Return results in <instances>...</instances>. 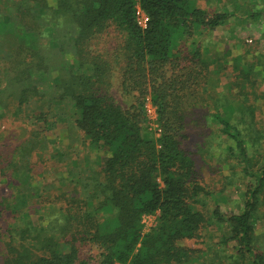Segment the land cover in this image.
Returning <instances> with one entry per match:
<instances>
[{
	"label": "trees",
	"instance_id": "16d2710c",
	"mask_svg": "<svg viewBox=\"0 0 264 264\" xmlns=\"http://www.w3.org/2000/svg\"><path fill=\"white\" fill-rule=\"evenodd\" d=\"M207 2L219 11L196 0H0V120L30 128L0 148V175L35 203L8 214L1 264H264V229L255 232L264 222V34L246 41L236 31L264 25V0ZM218 31L236 43L214 56L202 41ZM206 120L244 180L237 214H222L214 198L207 206L187 150L188 131ZM156 213L143 235L142 219ZM204 235L199 251L181 246Z\"/></svg>",
	"mask_w": 264,
	"mask_h": 264
},
{
	"label": "rangeland",
	"instance_id": "374dc122",
	"mask_svg": "<svg viewBox=\"0 0 264 264\" xmlns=\"http://www.w3.org/2000/svg\"><path fill=\"white\" fill-rule=\"evenodd\" d=\"M208 0H196L197 5L202 10H205L208 15H211L213 12L219 11L216 8L217 5L214 2H207ZM259 2V1H258ZM232 5L227 4V8H230ZM259 11L264 7V3H259L256 5ZM252 27V26H251ZM241 28V27H240ZM258 28H256V33ZM261 32V30H260ZM252 32L250 27L246 30H243L241 33V39L246 41L259 40L261 38V33ZM226 32H216L213 34L212 39L208 41H202L203 45L207 46L211 51V54L217 56L221 54L224 43H228V46L235 45V38H228ZM218 37L216 39L215 37ZM227 37V38H226ZM226 38V40H225ZM212 42V43H211ZM217 43V44H215ZM264 43L260 41V47L263 48ZM227 76V74H226ZM113 85L115 87L112 89V96L117 102H119L122 107L127 108L131 103V98L121 96L120 91L117 90V78H112ZM222 84L226 82L225 76L221 78ZM259 89H264V85L259 84ZM258 119V126L264 132V105H262L258 112L256 113ZM156 122L150 121L147 124L148 135H150L154 140L158 139L156 134ZM6 131L0 141V148L2 145L5 146H16L21 141H23L28 133L29 126L19 124L11 121L8 118H1L0 120V132L2 130ZM189 141L187 143V150L194 154V159L199 168V175L203 180L205 186L209 188L211 196L206 200L207 206L211 209L213 198L216 199V203L219 204V208L222 214L234 213L237 214L241 211L244 198V180L233 174L234 168L231 160L225 155V147L227 145L223 136H220L219 127L210 122H205V124L199 123L197 126L191 128L189 131ZM210 144V146H208ZM264 163V144L262 149L259 150V157L256 159V164L261 165ZM236 172V171H235ZM240 182H239V180ZM156 182L160 183L159 179H156ZM206 187V188H207ZM11 186L8 183V180L4 179L0 175V232L4 233L7 226L11 223L8 220V214L10 217L16 216V214L25 212L27 208H34L35 203L30 199L22 200V197L18 193L13 192L11 194ZM24 198V197H23ZM158 213L146 216L142 219L143 225V235L148 233L156 224ZM34 221L37 220L36 215L32 217ZM264 229V222H258L255 225V232L257 234L262 233ZM211 231V230H210ZM213 231V230H212ZM5 234V233H4ZM3 239L0 241V254L1 256L7 252V237L3 236ZM205 240H192L185 241L181 243L182 247L198 250L204 247L206 241V235H204ZM205 248V247H204ZM94 254V252L92 253ZM2 259L0 257V264Z\"/></svg>",
	"mask_w": 264,
	"mask_h": 264
},
{
	"label": "built area",
	"instance_id": "2783aa9c",
	"mask_svg": "<svg viewBox=\"0 0 264 264\" xmlns=\"http://www.w3.org/2000/svg\"><path fill=\"white\" fill-rule=\"evenodd\" d=\"M136 12V22L137 25L141 28V29H146L147 28V22H148V18L145 16V14L143 12L140 11L139 8H137L135 10ZM144 111L147 117V121H155L156 122V134L159 136L160 134V130L158 128V124H157V115H156V109L155 107L151 104L150 100L147 98L144 104Z\"/></svg>",
	"mask_w": 264,
	"mask_h": 264
},
{
	"label": "crops",
	"instance_id": "0c3cea01",
	"mask_svg": "<svg viewBox=\"0 0 264 264\" xmlns=\"http://www.w3.org/2000/svg\"><path fill=\"white\" fill-rule=\"evenodd\" d=\"M238 1V3L240 4V0H237ZM252 26V27H251ZM248 27H250V29L252 30V32H254V33H256V28H258V32L257 33H261V35H263L264 34V25H261L260 23H252V24H250V25H247V26H245L244 27V29H240V28H238L236 31H237V34L239 35V37H241L240 35H241V33L243 32V30H246ZM260 30H261V32H260ZM257 33L255 34V35H257ZM216 39H218V37L216 36L215 37ZM227 38V37H226ZM226 38H225V40H226ZM228 38H230L229 36H228Z\"/></svg>",
	"mask_w": 264,
	"mask_h": 264
}]
</instances>
